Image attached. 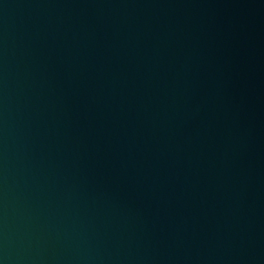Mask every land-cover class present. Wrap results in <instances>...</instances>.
I'll list each match as a JSON object with an SVG mask.
<instances>
[{
  "label": "water",
  "instance_id": "water-1",
  "mask_svg": "<svg viewBox=\"0 0 264 264\" xmlns=\"http://www.w3.org/2000/svg\"><path fill=\"white\" fill-rule=\"evenodd\" d=\"M0 264H264V0H0Z\"/></svg>",
  "mask_w": 264,
  "mask_h": 264
}]
</instances>
